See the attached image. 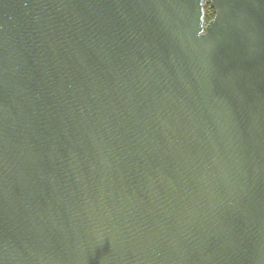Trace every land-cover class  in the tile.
I'll use <instances>...</instances> for the list:
<instances>
[{"label": "water", "instance_id": "obj_1", "mask_svg": "<svg viewBox=\"0 0 264 264\" xmlns=\"http://www.w3.org/2000/svg\"><path fill=\"white\" fill-rule=\"evenodd\" d=\"M0 264H264V0H0Z\"/></svg>", "mask_w": 264, "mask_h": 264}, {"label": "trees", "instance_id": "obj_2", "mask_svg": "<svg viewBox=\"0 0 264 264\" xmlns=\"http://www.w3.org/2000/svg\"><path fill=\"white\" fill-rule=\"evenodd\" d=\"M205 3H206L205 4V19H206V22H208L213 19L214 14L209 7V3L207 1Z\"/></svg>", "mask_w": 264, "mask_h": 264}]
</instances>
